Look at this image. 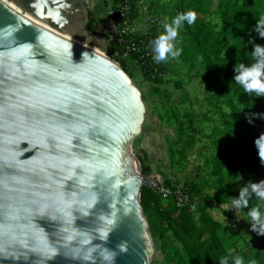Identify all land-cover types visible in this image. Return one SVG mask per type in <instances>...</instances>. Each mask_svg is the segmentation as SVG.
I'll return each mask as SVG.
<instances>
[{
  "label": "water",
  "instance_id": "1",
  "mask_svg": "<svg viewBox=\"0 0 264 264\" xmlns=\"http://www.w3.org/2000/svg\"><path fill=\"white\" fill-rule=\"evenodd\" d=\"M11 1L50 28L0 0V264H92L80 258L92 244L116 250L114 264H149L147 174L132 150L141 90L89 32L87 0ZM63 34L97 37L102 52Z\"/></svg>",
  "mask_w": 264,
  "mask_h": 264
},
{
  "label": "trees",
  "instance_id": "2",
  "mask_svg": "<svg viewBox=\"0 0 264 264\" xmlns=\"http://www.w3.org/2000/svg\"><path fill=\"white\" fill-rule=\"evenodd\" d=\"M120 1L123 0H113L114 13H117L116 4ZM142 1L146 0H128L129 18L136 19L140 15L138 4ZM176 4L177 12L170 17V23L180 13L189 10L197 13L193 25L183 23L180 47L182 52L178 59L184 64H191L200 57L209 66L210 80L220 97L217 99V107L213 105L216 114L214 119L217 122L215 121L210 133L216 149V155L210 164L213 176L217 177L213 183L212 196L218 203H231V198L238 196L240 187L249 181L256 183L264 180V165L260 163L254 144L255 139L264 133V119H254L253 124H249L246 119L252 113H264V98L244 93L243 88L232 80L236 63L247 65L254 62L249 39L254 37L256 43L264 45V39H260L254 32L256 21L264 17V0H177ZM152 7L153 3L148 9L151 10ZM160 12H164L163 7L161 11L155 9L147 17L153 39L159 35ZM215 14L220 17L221 26L218 30L210 21ZM87 18L89 32L96 35L102 21H97L89 8ZM115 49L120 50L113 45H106L108 54ZM119 63L131 75L127 62L120 60ZM138 65L145 81L153 85L165 83L164 76L151 73L152 67L147 61ZM158 72H167L164 62L160 63ZM175 85L180 87L179 82H175ZM211 100L209 99V103ZM223 106L230 109L227 119H223ZM170 152L172 166H184V151L179 147L175 150L170 144ZM180 154L181 163H176L174 156L177 160ZM137 157L142 172L150 174L146 153L142 152ZM160 174L167 185L180 183L163 173ZM182 185L189 194L194 209L178 206L174 199L161 198L146 187H142L140 191L143 212L158 234L161 251L167 263L220 264L223 258H227L228 264H233L234 257L241 256L244 264H251L252 261L255 264H264V236L251 232L258 243L257 248L252 247L245 240L242 231L224 225L209 213L207 208L212 205L201 194L202 187H205L203 181L194 177L182 182ZM253 206H259L264 216V201H258L253 195L249 208ZM197 212L199 216L195 218ZM241 242H246L244 249L239 247Z\"/></svg>",
  "mask_w": 264,
  "mask_h": 264
},
{
  "label": "rangeland",
  "instance_id": "3",
  "mask_svg": "<svg viewBox=\"0 0 264 264\" xmlns=\"http://www.w3.org/2000/svg\"><path fill=\"white\" fill-rule=\"evenodd\" d=\"M3 1L9 6H11V4L14 5L19 12L23 15L25 14V11L17 7L13 1ZM176 1L177 0H146L143 2L144 7H148L153 3L150 12H153L155 9L161 11L163 7L164 12H160L158 18L159 34L163 33V25L165 23H170V17L177 12L178 7ZM210 21L215 25L217 30L220 28L221 24L218 14L212 15ZM145 22L147 23L146 20ZM183 27L182 24L179 29L177 40L175 41L177 48H180L182 45L181 34L183 32ZM102 44V41L96 37L93 45L101 49ZM164 64L167 67V72L163 77L165 83L161 85H153L145 80H140L142 73L138 65L133 61H130V72L136 85L141 90L148 119L152 114L155 115L157 121H159L161 125H165L170 132L168 135L169 145L171 144L175 150L179 147L184 151L186 157L184 166L174 167L173 174L182 171L188 163H191L193 167L191 168L192 174L190 178L197 177L205 184V187L201 189V194H203L205 200L207 202L209 201L212 205L210 208L211 215L224 225L242 231L248 244L257 248L258 243L250 231V219L247 217L248 209L242 210V215L245 217V219H243L240 215H237L235 209L229 210L225 207L230 206L231 203H218L213 200V183L216 181L217 177L213 176L210 162L216 155V149L210 133L216 121L214 119L216 114L213 105L218 103L217 99L220 97L216 93L217 91L210 80L209 66L200 57L191 64H184L180 59L173 60L171 58H169L167 62H164ZM175 82H179L180 87H177ZM154 87H156L157 90L154 91ZM213 96H215V98H213ZM209 99H212L211 103H209ZM222 110L223 119L229 118L230 109L223 106ZM137 140L138 139H135L133 141L132 150L136 155H142L137 145ZM174 157L176 163H181V154L178 156L177 160L176 156ZM198 216L199 212L195 214V218H198ZM149 230L154 242V253L149 264H169L161 251L158 234L150 223ZM245 243L246 242H241L239 247L244 249Z\"/></svg>",
  "mask_w": 264,
  "mask_h": 264
},
{
  "label": "clouds",
  "instance_id": "4",
  "mask_svg": "<svg viewBox=\"0 0 264 264\" xmlns=\"http://www.w3.org/2000/svg\"><path fill=\"white\" fill-rule=\"evenodd\" d=\"M196 19L197 13L189 10L178 14L172 19L171 23L163 25V33L150 42L154 50V60L157 63L167 62L169 58L173 60L179 58L182 49L177 48L175 45L179 29L184 22L189 26L193 25ZM254 32L260 39H264V17L256 21ZM248 43L252 46L251 56L254 62L247 65L245 63H236L233 67L234 76L232 80L243 88L244 93L248 95L254 94L257 98H264V45L256 43L254 37L250 38ZM257 118L264 119V113H252L246 116L249 124H253L254 119ZM254 144L260 163L264 165V133L255 139ZM253 195L258 201H264V180L256 183L249 181L240 187L238 196L232 197L231 205L225 207L229 210L235 209L237 215H240L243 219L245 217L242 215V210L248 209L247 217L250 218V231L255 232L257 236H264V216H262L260 207L253 206L249 208V202ZM87 231V229H76L80 237L78 244L81 246L91 244L93 237L88 236ZM107 236V232H104L101 234L100 239L107 240ZM122 247V245L117 246L121 250ZM93 253H95V256H93ZM116 255V250L99 244H92L90 247L82 248L80 258L85 261L91 260L92 264H96L97 259L101 264H114ZM220 264H228L227 258H223ZM233 264H244V258L241 256L234 257ZM251 264H255V261H252Z\"/></svg>",
  "mask_w": 264,
  "mask_h": 264
},
{
  "label": "built area",
  "instance_id": "5",
  "mask_svg": "<svg viewBox=\"0 0 264 264\" xmlns=\"http://www.w3.org/2000/svg\"><path fill=\"white\" fill-rule=\"evenodd\" d=\"M143 2H139L138 6H140V14L147 21L145 25L148 26V29H145L144 26H142L143 29L137 27L134 24L136 19H131L127 16L129 9L128 0H123L116 4L117 13L113 12V8L111 9L102 24L99 25L97 34L101 35L106 45H113L120 49L119 51L115 49L110 54L106 52V55L111 59L117 62L134 59L138 64L147 61L152 67L151 73H158L159 76H164L165 73L158 72L160 63L154 60V50L150 43L154 39L149 30L151 24L147 19L151 12L148 7H144ZM133 55H136V57H133ZM142 187L152 190L161 198L174 199L178 206H189L194 209L190 196L184 190L181 182L167 185L160 179L159 175L148 174L142 178Z\"/></svg>",
  "mask_w": 264,
  "mask_h": 264
},
{
  "label": "crops",
  "instance_id": "6",
  "mask_svg": "<svg viewBox=\"0 0 264 264\" xmlns=\"http://www.w3.org/2000/svg\"><path fill=\"white\" fill-rule=\"evenodd\" d=\"M87 4L94 18L97 21H102V22L113 8V0H87ZM144 22H145V17L140 14L136 18L134 24H136V26L141 29H143L142 26H144L145 29H148V26L145 25ZM130 61H133L138 65V63L134 59H128L126 62L129 69H130ZM140 80H144L143 74ZM169 134L170 132L168 128L165 125H161L159 121H157V117H155V115L152 114V116L148 119L146 113L141 129V133L136 137V139H138L137 145L141 150V152L146 153L147 155L146 163L150 166L151 173L157 174L159 176H161L160 173H163L166 177H169L173 180H178L182 183L191 177L192 174L191 168L193 166L191 163H188L182 171L173 174L174 167L172 166L170 145L168 143ZM210 208L211 207L207 208L209 213L211 212Z\"/></svg>",
  "mask_w": 264,
  "mask_h": 264
},
{
  "label": "bare ground",
  "instance_id": "7",
  "mask_svg": "<svg viewBox=\"0 0 264 264\" xmlns=\"http://www.w3.org/2000/svg\"><path fill=\"white\" fill-rule=\"evenodd\" d=\"M2 1H3V0H2ZM5 3H6V2H5ZM6 4H7V3H6ZM7 5H8V4H7ZM10 7H12V8L15 9L17 12H19L18 9H17L14 5L11 4ZM20 13H21V12H20ZM21 14H22V13H21ZM24 16H25L26 18H28L29 20L33 21L34 23L40 25V26H43V27H46V28H50L47 24H45L44 22H42L41 20L37 19L36 17L32 16V15L29 14V13H26V12H25ZM63 36H65V37H67V38H69V39H71V40H73V41H75V42H77V43H79V44H81V45H84V46L90 47V48H92V49H95V50L98 51V52H102L101 49H100L99 47H97V46H95V45H93V44L91 45V46H92V47H91V46L87 45L86 43H83V42H81V41H79V40H77V39H74V38H72V37H70V36H68V35H66V34H63ZM97 49H98V50H97Z\"/></svg>",
  "mask_w": 264,
  "mask_h": 264
}]
</instances>
